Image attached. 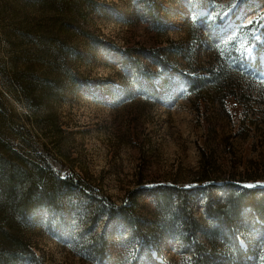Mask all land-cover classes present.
Instances as JSON below:
<instances>
[{"label": "rangeland", "instance_id": "obj_1", "mask_svg": "<svg viewBox=\"0 0 264 264\" xmlns=\"http://www.w3.org/2000/svg\"><path fill=\"white\" fill-rule=\"evenodd\" d=\"M202 261L264 264V0H0V264Z\"/></svg>", "mask_w": 264, "mask_h": 264}, {"label": "snow or ice", "instance_id": "obj_2", "mask_svg": "<svg viewBox=\"0 0 264 264\" xmlns=\"http://www.w3.org/2000/svg\"><path fill=\"white\" fill-rule=\"evenodd\" d=\"M251 23V22H250ZM247 53H245V55H246ZM247 187H252V185H247Z\"/></svg>", "mask_w": 264, "mask_h": 264}, {"label": "trees", "instance_id": "obj_3", "mask_svg": "<svg viewBox=\"0 0 264 264\" xmlns=\"http://www.w3.org/2000/svg\"><path fill=\"white\" fill-rule=\"evenodd\" d=\"M202 264H205V263L202 261Z\"/></svg>", "mask_w": 264, "mask_h": 264}]
</instances>
